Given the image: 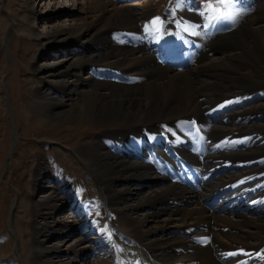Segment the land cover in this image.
<instances>
[{
	"label": "bare ground",
	"instance_id": "6f19581e",
	"mask_svg": "<svg viewBox=\"0 0 264 264\" xmlns=\"http://www.w3.org/2000/svg\"><path fill=\"white\" fill-rule=\"evenodd\" d=\"M262 1L218 3L233 20L225 32L208 0H197L196 11L194 0H176L180 23L169 15L162 24L149 4L138 15L133 5L88 0L81 9L92 13L88 20L34 33L51 44L44 54L72 43L86 48L52 63L61 68L37 67L34 102L57 125L104 132L75 155L101 187L109 223L100 227L86 211L93 204L81 199L75 216L83 218L69 231L87 223L92 236L64 251L45 244L64 226L50 222L48 207L67 203L49 186L29 205L27 264H76L90 253L99 256L95 264H264V147L251 142L264 132L251 120L264 103L235 110L264 87ZM45 83L64 94L44 96ZM185 169L197 175L193 186L177 177Z\"/></svg>",
	"mask_w": 264,
	"mask_h": 264
},
{
	"label": "rangeland",
	"instance_id": "374dc122",
	"mask_svg": "<svg viewBox=\"0 0 264 264\" xmlns=\"http://www.w3.org/2000/svg\"><path fill=\"white\" fill-rule=\"evenodd\" d=\"M86 1L88 0H75V4H72V0H0V42H2L0 50V264H25V262L27 264L29 259L32 262L30 257H26L30 252L29 239L35 228L31 222L29 205L49 186L58 187L57 190L67 203L48 207L47 215L50 222H64V226L58 224L60 227L54 229L57 232L44 239L45 244L54 245L57 250L64 251L77 246L79 236H92L87 223L79 224V228H77L78 225L72 226L73 231H69L68 225L73 224L75 218H83L82 212L78 214L79 216H75L76 210L79 212L78 208H81L78 203L81 199L82 201L89 199V202L93 204L91 212L90 207L87 209L89 205H86V211L93 216L100 227L105 228L106 223H109V215L105 213L109 207L103 206L102 189L75 155V151L81 144L97 140L96 138L101 137L104 132L100 131L99 127L76 129L57 125L48 120L50 115L41 111L34 102L38 93L34 81L40 78L37 67L61 68V65L53 66L52 63L61 59L67 60L68 55H79L84 49L86 50L82 44L74 47L72 43L64 47H53L54 50L44 54L42 52L46 46L51 44L44 36L37 38L34 33L44 34L45 31L56 27L74 25L76 19L88 20L92 13L84 15L81 10ZM208 1L218 7V0ZM253 1L259 4L263 2L262 0ZM124 3L133 5L131 9L138 15H142L143 6L149 4L154 12L153 17H161V24L169 15L174 16L177 23H180L178 18L180 14L176 13V0H113L115 5ZM193 4L194 11L199 10L200 4L197 0H194ZM248 10L249 16L255 11ZM229 20L230 18L225 16L214 21L217 27L225 32L233 27V20ZM227 26L229 28L224 29ZM206 32L204 31L205 35L208 33ZM135 38L138 39L136 36ZM90 46L93 47L92 44ZM85 71L83 70L82 74H85ZM46 80L50 81L47 77ZM39 90L46 97L64 94L50 83L40 85ZM259 102L264 103V87L259 93L243 100V107L235 105V110H241ZM56 111L53 109L52 113ZM251 120L264 128V110L253 114ZM251 139L253 145L258 144L259 147H264V132H254V137ZM262 150L264 151V148ZM36 168L42 169L39 190L34 188ZM212 205V209H220ZM56 208L57 210H54ZM241 211L246 212L244 209ZM33 221L42 225L45 223L40 217ZM122 229L123 232L125 229ZM109 235L106 236L107 239ZM110 241L114 244L113 238H110ZM21 246H27L28 249L26 248L23 252V248L20 249ZM20 258L23 261H20ZM98 258L99 256L95 253H90L80 257L75 263L95 264Z\"/></svg>",
	"mask_w": 264,
	"mask_h": 264
},
{
	"label": "snow or ice",
	"instance_id": "6c2138e0",
	"mask_svg": "<svg viewBox=\"0 0 264 264\" xmlns=\"http://www.w3.org/2000/svg\"><path fill=\"white\" fill-rule=\"evenodd\" d=\"M230 2V0H218V3L221 5H227ZM209 13H215L216 15L213 17L215 19L222 18L224 16H227V13L222 12L217 6L213 5L212 3H209L207 5L206 9Z\"/></svg>",
	"mask_w": 264,
	"mask_h": 264
}]
</instances>
